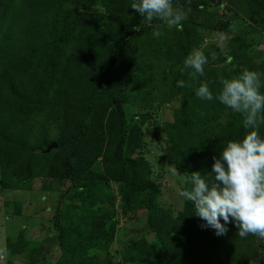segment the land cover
<instances>
[{
    "label": "rangeland",
    "instance_id": "obj_1",
    "mask_svg": "<svg viewBox=\"0 0 264 264\" xmlns=\"http://www.w3.org/2000/svg\"><path fill=\"white\" fill-rule=\"evenodd\" d=\"M27 3L28 0H14L10 3L1 21L2 40L11 36L10 38H14L12 44L17 46L16 38L22 36L24 32L21 20L23 16H29ZM173 3L183 11L186 9L183 6L186 3L191 5L190 7H193L194 3L200 4V9L215 15L212 24L225 30L200 26L204 21L199 16L196 19L198 25H191L189 31H186L183 29V23L180 30L175 26L169 27L160 20H153L149 25L140 14L138 15L141 26L135 28L137 33H141V28H146L150 35H153L155 30L162 32L159 38L153 36L152 42L151 38L149 41L145 37L143 40V36L139 38L142 45L150 51V59L160 58L162 68L152 70L155 75L153 81L146 80L150 87L138 95L142 99V105L137 104L134 95L131 94L128 103H121L129 128L138 124L141 129V138L137 144L135 143V152L127 154L129 163L136 162L135 171L129 166L127 168L125 177L127 179L129 177L130 180L115 182L109 178L105 182L102 180L105 171L101 163L102 158L99 157L94 162L90 159L91 163L87 166L88 158L84 157L83 152L78 156L76 163L73 160L74 166L80 170L75 180L61 178L60 167L64 149L56 148L47 154L41 153L43 157L40 161L41 167L38 169L37 160V167L32 169L34 172L32 179L28 180L30 184L23 182L24 188L21 189H0V264H59L60 259L63 260L61 248H65L61 243L64 246L71 243L72 246L79 247L77 257L74 259L66 257V264H69L70 260H75L74 264H146L143 259L139 261L138 257H133L139 251L131 246L140 241L144 242L148 249L151 248L150 245L156 246L154 248L157 249L161 243L157 238V231L160 228H164L165 232H170L173 236L172 221L177 220L186 208V200L179 196V192L184 190L189 173L184 166H175L172 158L174 159L176 153L180 155L181 152L191 149L196 135L202 136L208 156L212 158L217 146V138L212 136L213 133H219L222 127L234 130L242 125L241 114L219 105V101L215 99L212 101L199 99L195 95L196 89L206 79L209 85L216 77L231 79V73L241 68L237 60H226L230 56L232 42L235 40L240 39V43L236 44L237 48L241 52L246 51L244 59L250 58L253 66L255 64L254 67L264 62V33L259 32L258 25L254 24L243 11H238L234 5L226 0H189L185 3L179 0ZM79 8L94 18L101 31L108 30L110 10H106L99 0H86ZM189 19L190 17L186 21ZM100 40L103 42L102 37ZM101 41L100 46L91 48L96 58H90L86 63L71 53L68 56L69 62L90 71L95 70L99 64L101 68L104 53L112 49L110 45H105ZM4 43L8 42L4 40ZM127 43H132L133 46L127 49L126 56L138 51L139 48L136 47L139 45L138 38L129 36ZM193 49L202 51L207 57L204 76H197L196 79L191 78V69L184 68V60ZM1 51L0 54L3 53ZM141 55L142 53H139L137 57L130 58L127 62L129 66L126 64L121 66L124 68L118 72L117 77L132 75L141 78L143 71L148 69L150 64V61L144 58L137 59ZM4 63L6 62H0V78L5 74ZM129 67L133 72L130 73ZM244 67L250 69L249 66ZM244 67L242 69H245ZM180 80H184L187 86L177 87ZM211 90L214 96L218 92ZM145 97L148 101H143ZM56 103L52 98L50 104L44 108L50 116L54 113V108L58 109ZM176 115L189 123L197 121L194 133L188 134L190 131H186L185 137L176 134V125H171ZM13 117L16 118V124L28 123L26 117H19L16 114ZM61 126V122L57 124L54 121L50 128L46 129V138L49 141L55 140L58 127L60 129ZM40 135L45 136L43 132ZM127 137L129 144H132L134 138H129V135ZM198 149L201 151L199 145ZM37 157L41 159L39 154ZM174 168L181 175L174 174ZM134 175L137 177L135 183L141 187L142 192L136 193V186L132 184L130 188L128 187V182L131 183ZM1 177L4 178V174L0 169V179ZM16 182H19V179H16ZM122 190L126 192V197L122 196ZM128 196L130 198H127ZM16 204L21 209L19 215H14ZM150 216L158 229L156 231L149 227L147 221ZM227 226L230 230L222 237L228 238V243L232 241L231 246L241 252L238 254L240 258L247 260L248 264H264V240L253 235L241 238L234 222ZM58 227L63 229V236L59 234ZM170 242V237L164 241L166 244ZM21 246L22 253L10 258L7 254L10 247L14 249ZM148 249L144 250L145 255Z\"/></svg>",
    "mask_w": 264,
    "mask_h": 264
},
{
    "label": "trees",
    "instance_id": "obj_2",
    "mask_svg": "<svg viewBox=\"0 0 264 264\" xmlns=\"http://www.w3.org/2000/svg\"><path fill=\"white\" fill-rule=\"evenodd\" d=\"M85 1L28 0L26 8L29 10V16H23L21 20L24 32L22 36L16 38L17 46L12 44L14 38H10L11 36L7 38L4 36L5 42H8L5 44L0 32V51L3 52L0 54V62H6L3 64L4 77L0 78V146H2L0 154L3 157H0V169L4 174V178L0 179V189H21L23 182L30 184L28 180H31L34 174L32 169L37 167V160H39L38 169L41 167L40 161L43 160L41 151L50 143H56L57 148L64 149L60 167L61 178L75 180L80 170L74 166V163L82 152L84 157L88 158L87 166L91 163L90 159L94 162L99 157L102 158L101 163L105 170L102 180L105 182L109 178L115 182H127L130 180L129 177L128 179L125 177L128 166L132 171L136 169V162L129 163L128 155L135 152V143L137 144L138 139L141 138V129L138 124L129 128L121 103H128L131 94L134 95L135 102L142 105V99L138 95L146 92L150 87L148 82L153 81L152 70H161L160 58L150 59V51L139 39L143 36V40L147 38L149 41L151 38L150 42H152L153 35H150L146 28H141V33L135 31L137 26H141V22L138 19L139 13L130 7L132 0H99L106 10H110L107 31H101L100 25L94 18L81 11L79 6H83ZM175 1L179 0H173ZM182 1L185 3L189 0ZM12 2L14 0H0L1 28H3L1 22L3 16ZM226 2L248 15L249 19L258 25L259 32L264 33V0H226ZM183 6L186 7L184 12L187 18L190 17L188 21L187 18L182 21L184 30L189 31L191 25H198L196 22L198 16L204 21L200 26L225 30L212 24L215 15L200 9V4L194 3L193 7H190L191 5L186 3ZM129 36L138 38L139 45L136 47L139 49L133 55L126 56L127 49L133 46L132 43H127ZM100 41L112 48L104 53L101 68L99 64L96 65L95 70L90 71L69 62L68 56L71 53L86 63L90 58H96L91 48L100 46ZM238 43L240 39L232 42L230 56L226 60H237L241 68L231 73L230 78L248 69L244 66H249L248 70L261 74L260 90L264 93V62L254 67L255 64L253 66L250 58L244 59L247 53L239 51L236 45ZM139 53L142 55L137 59L144 58L150 61L148 69L143 71L141 78L132 75L118 78V72L124 68L121 66L124 64L129 66L128 60L137 57ZM129 69L130 73L133 72L130 67ZM220 80L216 77L209 85L210 89L219 91L222 87ZM52 98L57 102L55 106L58 109L54 108V113L50 116L44 108L50 104ZM143 101L148 99L145 97ZM15 114L26 117L28 123L16 124V118L13 117ZM240 118L243 121V117ZM184 120L178 115L174 117L171 125H176V134L184 136L187 134L186 131H190L188 134L194 133L197 121L189 123ZM54 121L57 124L61 122L62 126L60 129L58 127L56 139L49 141L45 132ZM234 130L222 127L219 133L211 134L217 138L213 157H219L228 141L242 140L246 131L243 124ZM36 132L39 134L37 135ZM42 132L45 136L40 135ZM259 133L264 138V125L260 127ZM128 135L129 138H134L132 144H129ZM194 142L191 149L180 151V155L176 153L174 159L171 156L175 166H184L189 173L184 183V190L192 188L190 174L193 172H200L202 178L209 182L213 176L211 171L214 160L213 157H210L212 160L209 158L202 136L196 135ZM38 154L41 159L37 157ZM139 160L143 159L139 158ZM138 174L142 175V173ZM84 177L86 178V174ZM136 178L135 175L132 177L128 187L130 188L132 184L136 186V193L142 192L141 187L135 183ZM16 179H19V182H16ZM11 181L15 183H10ZM122 196L126 197L124 190ZM20 212L21 209L16 204L14 215H19ZM147 222L150 229L156 231L157 227L151 221V216ZM172 222H174L173 236L170 232H165L164 228L157 229L160 247L156 249L154 248L156 246L150 245L151 248L148 249L144 242H135L131 248L139 252L133 257H138L139 261L143 259L146 264H248L247 260L238 255L241 252L231 246L232 241L228 243V238L217 236L214 229L202 227L205 221L195 216V209L190 201H186L185 211ZM227 228L230 230L229 226ZM58 230L63 236V229L58 227ZM168 237L171 238V242L166 244L164 241ZM61 244L65 248H61L63 260L60 259L59 264H66L67 258L77 257L79 247L72 246L71 243L67 246ZM145 249L149 250L146 255ZM22 251V246L14 249L10 247L7 254L11 258L18 256ZM74 263L75 260L69 261V264Z\"/></svg>",
    "mask_w": 264,
    "mask_h": 264
},
{
    "label": "clouds",
    "instance_id": "obj_3",
    "mask_svg": "<svg viewBox=\"0 0 264 264\" xmlns=\"http://www.w3.org/2000/svg\"><path fill=\"white\" fill-rule=\"evenodd\" d=\"M130 7L149 25L153 20H160L180 30L187 18L186 12L175 7L173 0H132ZM161 35L159 30L153 32L156 38ZM206 63L205 54L193 49L184 60V68L191 69L190 76L196 79L204 76ZM219 83L222 87L215 96L206 81L200 83L195 95L201 100L215 99L241 114L245 135L242 140L228 141L219 157H213L210 182L200 172H193L190 174L192 188L181 190L179 196L193 204L195 216L205 221L202 227L214 229L217 236L226 235L227 225L234 222L239 237L253 235L264 240V138L259 133L264 125L261 74L245 69L238 76L221 79ZM186 86L184 80L177 82V87ZM174 174L181 175L175 168Z\"/></svg>",
    "mask_w": 264,
    "mask_h": 264
},
{
    "label": "water",
    "instance_id": "obj_4",
    "mask_svg": "<svg viewBox=\"0 0 264 264\" xmlns=\"http://www.w3.org/2000/svg\"><path fill=\"white\" fill-rule=\"evenodd\" d=\"M57 148V144L56 143H51L49 145L46 146V148L42 151L43 154H47L49 153L52 149H56Z\"/></svg>",
    "mask_w": 264,
    "mask_h": 264
}]
</instances>
